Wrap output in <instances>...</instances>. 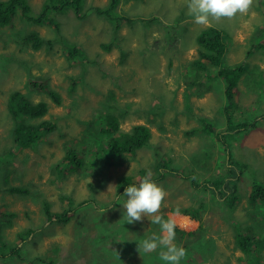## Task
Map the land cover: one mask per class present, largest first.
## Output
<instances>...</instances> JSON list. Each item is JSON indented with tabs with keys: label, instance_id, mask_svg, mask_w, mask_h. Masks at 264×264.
<instances>
[{
	"label": "rangeland",
	"instance_id": "rangeland-1",
	"mask_svg": "<svg viewBox=\"0 0 264 264\" xmlns=\"http://www.w3.org/2000/svg\"><path fill=\"white\" fill-rule=\"evenodd\" d=\"M109 1L84 0L81 12L69 7L52 13L44 24L29 23L20 10L13 28H0V209L15 214L12 220L9 214L0 222V264H166L159 258L160 248L148 254L138 252L141 240L153 233L159 235L160 226L147 217L126 223L123 203L127 197L118 191L122 176L135 175V181L144 169L152 173L151 178L158 176L157 154L168 160L171 168L186 172L181 176L171 170L157 183L167 192L159 214L167 220L180 209V215L173 217L175 243L187 253L180 264H248L236 243V226L264 238V220L254 216L256 208L249 202L254 182L264 184V93L254 87L255 74L264 72V50L249 53L264 31V0H253L246 14L208 26L194 23L188 14V0H120L115 14L129 20L119 27L110 23L108 16L98 15L97 8ZM47 2L27 0V5L38 17ZM155 17L157 22L149 21ZM209 27L224 31L226 67L246 66L234 95L238 108H227L224 80L212 82L202 76L195 86L190 84L197 78L193 65L199 58L197 36ZM34 32L51 43L40 50L24 46L22 38ZM75 46L84 55L73 60L70 55ZM215 70L212 68V79ZM31 79L50 85L63 103L32 90ZM16 91L34 103L48 104V114L30 123L49 120L57 125L35 148L15 143L16 122L7 103ZM108 115L120 121L116 136L136 125H148L153 133L151 146L121 164L109 162L99 175H89L88 166L80 171L66 170L65 176H60L56 166L70 147L79 148L86 139L84 132H92L95 138V127H106L102 121ZM229 117L234 125L257 119L260 124L251 132L234 131L224 137ZM193 131L196 133L191 134ZM107 136L103 137L109 142L112 135ZM226 144H230L234 160L250 165L240 175L241 199L232 211L211 189L203 185L196 189L188 176L199 184L225 179L232 169L227 152L218 150ZM85 145L90 162L93 152H87L89 146ZM195 153L209 158L204 169L192 167ZM101 164L104 162L97 163ZM110 185L113 188L109 190ZM11 187L28 193H12L8 191ZM44 201L51 204L52 213L68 209L70 202L91 204L79 209L71 222L60 224L46 218ZM189 209L193 214L198 211L200 218L183 214ZM10 221L13 223L8 226ZM28 229L35 233L25 238ZM212 242L214 251L208 249ZM17 247L19 256L9 255ZM252 255L253 264H264L263 247Z\"/></svg>",
	"mask_w": 264,
	"mask_h": 264
},
{
	"label": "trees",
	"instance_id": "trees-1",
	"mask_svg": "<svg viewBox=\"0 0 264 264\" xmlns=\"http://www.w3.org/2000/svg\"><path fill=\"white\" fill-rule=\"evenodd\" d=\"M119 2L120 0H110L108 5L97 8L98 15L105 17L108 16V21L118 27L123 20H129L123 16H118L117 14H115V10L118 7ZM69 7H73L75 11L81 12V10L84 8V0H48L45 11H43L42 15H39L38 17L32 15L31 8L29 7V5H27V0H0V28L4 26L6 27L7 25L13 28V19L16 15H18V12L20 10L26 16V19L29 23L32 22L33 24H44L50 21V15L52 13L63 12ZM158 19L159 18L155 17V19H149V21L157 22ZM55 28L59 31L58 25H56ZM261 35L262 38L259 39V42L253 44V51L251 50L249 52L250 55H253V53H255V50H264V31L261 32ZM22 41L24 46L32 47L34 50H40L45 43H51V41H47V39L41 37L36 32L27 34L25 38H22ZM197 45L199 58L197 61L193 62V65L196 67L194 76L197 78L196 81H193L190 84L195 86V83L198 82V80L202 76H207L209 81L212 82L219 79L224 80L227 83L226 96L229 104L227 108H238L237 104L234 103V95H237V85L244 72H246V66H243L242 64L237 66V68L226 67L225 58L227 53V43L225 41L224 31L220 30L217 27H209L201 31L197 36ZM72 47L73 46H70L69 49L71 50ZM104 48L106 50H111L110 46H104ZM77 54H79V51L75 46L71 51V59L75 60L78 56L84 55V53H80L79 55ZM212 68L216 69L212 74L213 79L210 76V74L212 73ZM263 74L264 72L255 74V78L257 81L254 82V87L255 89L260 90L264 93ZM33 80L34 79H31L30 83V88L32 90H37L43 92L44 94H47L48 96H51L54 102L57 104L61 105L63 103L61 95L56 90L52 89L50 85L46 84L45 82L38 83L36 80ZM7 107L11 117L16 122V127L13 130V134L17 146H21L22 148H35L44 137L56 131L57 125L49 120H44L34 124L30 123V121L32 122L34 120L42 119L45 115L48 114L49 108L46 102L42 101L39 103H34L29 99L27 95L23 94L20 91H16L10 95ZM259 120L260 119L254 120V122H252L251 124L243 123L234 125L233 119L229 117L228 125L230 127L227 128L224 137H227L228 133L231 134L234 131L241 134L245 132H251L253 129L259 127ZM102 122L104 123L103 126L106 127H102V125L95 127V138H92V132H84V137H86V139L82 141L79 148L70 147V150H68L65 159L56 166V172H58L60 176L64 177L66 174V170H70L72 172L80 171L82 170V168H88V166L91 169L89 175H99L102 174V168L105 169V166L110 164L109 162L116 161V163L121 164L124 161L129 160V158L135 157L140 149H143L146 146H151L150 140L153 137V133L149 126L142 124L136 125L130 132H122L120 135L116 136L121 127L118 117L115 115H108L107 118ZM100 133L101 135L106 137H108V134H111L112 137L111 139H109V142L108 138L99 136ZM195 133L196 132L194 131L191 132V134ZM223 134L224 133H222V135ZM93 141L95 142V145ZM85 144L89 146L87 152H93L92 157L95 158H92L90 162L86 160L87 153ZM92 148L94 149L92 150ZM222 151L227 152V162L229 164V167L232 169L229 170L228 173H226L225 179L219 177L214 178V180H208L206 181V183L199 184L191 174H189L188 176L193 179L195 183L193 184L194 186H196V189H200L199 187L201 185H203L204 188L211 189L216 197L223 198V200L220 201L224 206L228 208L229 211H232L233 209H236V206L240 201V175H242V170L246 169V167L250 168V165L241 163L240 161L234 160L232 158L229 153L230 144H226L224 146L221 145L218 152L222 153ZM157 157L159 158L157 162V171L159 175L151 178L155 183H158L162 181V179H165L166 175H168L171 170L175 173H179L181 176L186 174L185 169L171 168L168 160H165L162 155L157 154ZM98 159H100V161ZM208 160L209 158L202 159L200 153H195L191 156L192 167L197 166L198 169H204L205 164ZM101 161L104 162V164L97 165V163ZM142 172L144 176L142 175L140 178L136 179L137 182L136 180L134 181L135 175L120 177V185H118L122 188L120 187V189H118L119 193L121 192L124 194L125 188L128 186H138L143 177H145L149 173V171L146 169L142 170ZM191 173H193L194 175L196 174V172ZM252 186V191L249 195V202L251 203V206L256 208V213H254V216L256 218H260V220H264V184L254 182ZM8 191L16 194L28 193L27 189H23L20 187H11L8 188ZM89 204H91L89 201H84L77 205H75L74 202H70V207L68 209H65L61 213H52L51 204L48 201H44V207L46 211L45 216L51 223H69L79 209L85 208ZM9 214L11 215L12 220V217L15 215L14 213H11L4 209H0V222L4 220ZM183 214H188L194 218H200V213L198 211L193 214L190 209L184 210ZM259 214L261 216H258ZM11 222L12 221H10L8 226L11 225ZM234 225H237V223L234 222ZM236 227L238 228L237 231H239L236 237L237 246L245 254V256H247L248 264H253L251 259V257H253L252 253H254V251L260 247H263L264 250V238L261 239L260 236L256 235L253 232L251 233L250 231H247L240 226ZM34 233V230L28 229L26 231L25 238L28 235L32 236ZM181 233L184 234L183 231H181ZM23 235V233L19 234V237ZM197 235L198 233L193 234V236ZM214 245L215 243L212 242L211 247H209L208 249L214 251ZM20 250V247H17V249L13 251L14 253H11L9 255L19 256L21 252ZM9 255H3L2 258L6 259L7 257H9ZM189 255H191V253H189ZM195 264L201 263H197L195 261Z\"/></svg>",
	"mask_w": 264,
	"mask_h": 264
},
{
	"label": "clouds",
	"instance_id": "clouds-1",
	"mask_svg": "<svg viewBox=\"0 0 264 264\" xmlns=\"http://www.w3.org/2000/svg\"><path fill=\"white\" fill-rule=\"evenodd\" d=\"M252 4L253 0H188L187 8L188 14L194 17L195 24L208 26L213 21L230 20L237 14H246ZM151 177L152 173L149 172L138 186L131 185L125 188L123 197L127 199L123 203V208L126 209L123 220L133 224L141 222L145 217L150 218L151 224L160 226V233L159 235L153 233L142 239L138 244V252L142 250L148 254L160 248L159 258L162 261L166 264H180L187 255L186 250L175 243L177 224L173 217L180 215V209L176 208L167 220L159 214L167 192ZM111 188L113 187L110 185L109 190Z\"/></svg>",
	"mask_w": 264,
	"mask_h": 264
},
{
	"label": "bare ground",
	"instance_id": "bare-ground-1",
	"mask_svg": "<svg viewBox=\"0 0 264 264\" xmlns=\"http://www.w3.org/2000/svg\"><path fill=\"white\" fill-rule=\"evenodd\" d=\"M148 126V125H147ZM178 218V217H177ZM185 222V221H184ZM183 226V225H182Z\"/></svg>",
	"mask_w": 264,
	"mask_h": 264
},
{
	"label": "crops",
	"instance_id": "crops-1",
	"mask_svg": "<svg viewBox=\"0 0 264 264\" xmlns=\"http://www.w3.org/2000/svg\"><path fill=\"white\" fill-rule=\"evenodd\" d=\"M112 210H114V209H112Z\"/></svg>",
	"mask_w": 264,
	"mask_h": 264
}]
</instances>
